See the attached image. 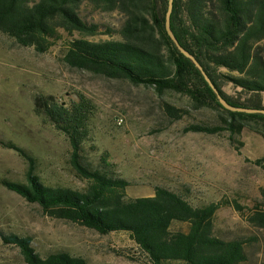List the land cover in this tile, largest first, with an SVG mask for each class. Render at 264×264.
<instances>
[{"label": "trees", "instance_id": "trees-1", "mask_svg": "<svg viewBox=\"0 0 264 264\" xmlns=\"http://www.w3.org/2000/svg\"><path fill=\"white\" fill-rule=\"evenodd\" d=\"M167 1L0 0V31L38 52L47 51L65 32L71 35L63 55L68 66L151 86L159 95L166 91L181 93L190 99L192 109L208 107L217 112L219 124L192 123L183 127L184 132L226 130L233 140L247 129L264 139V114L223 107L194 63L174 46L164 26ZM83 4L93 10L118 11L122 15L115 31L118 37L98 41L83 37L100 31L98 23L82 17ZM170 26L179 43L195 56L229 103L264 109L259 97L264 92V0H173ZM73 32L79 36L74 37ZM222 83L249 93L248 98L241 100L227 94ZM95 108L93 100L83 93L72 100L37 94L33 102L34 113L67 137L70 163L85 181L83 188L45 184L35 173L30 153L13 142L1 141L5 147L15 149L28 166L24 181L3 178L0 184L28 202L37 203L51 217L101 234L128 232L150 264H243L248 258L246 246L257 237L217 235L213 219L222 203L195 205L164 185H156L151 195L126 197L130 182L117 173L106 153L97 164L86 159L84 144L90 138ZM163 110L170 120L188 113L167 101ZM252 162L264 171V156ZM233 205L250 226L264 231V185L248 210L237 202ZM175 220L187 222V230H172ZM0 235L4 243L19 248L26 264H89L83 256L63 249L41 254L28 235Z\"/></svg>", "mask_w": 264, "mask_h": 264}, {"label": "rangeland", "instance_id": "rangeland-1", "mask_svg": "<svg viewBox=\"0 0 264 264\" xmlns=\"http://www.w3.org/2000/svg\"><path fill=\"white\" fill-rule=\"evenodd\" d=\"M82 17L100 25V31L83 37L98 41L117 38L122 21L118 11L93 10L83 4ZM111 33H107V30ZM63 33V32H62ZM74 37L79 36L73 32ZM45 52L22 46L0 31V141L13 142L34 158L35 173L48 185L81 189L85 181L70 163L67 137L33 111L37 94L58 100L75 99L78 93L91 98L95 112L90 138L84 144L86 159L94 164L107 154L117 173L129 180L126 197L151 195L156 185L182 193L193 204L220 202L214 215L215 233L223 238L254 235L246 246L243 264L264 263V231L249 225L234 207L246 211L264 185V171L252 160L264 156V139L247 129L229 139V132H184L192 123L219 124L217 112L208 107L192 109L181 93H156L151 86L135 85L68 66L63 61L70 34L63 33ZM231 96L245 99L231 84L222 83ZM264 105V92L259 94ZM167 101L188 113L170 120L163 110ZM242 142V143H240ZM27 161L15 149L0 143V179L24 181ZM187 222L172 223V230H187ZM32 237L41 254L63 249L83 256L89 264H150L128 232L101 234L80 224L51 217L0 184V233ZM0 264H26L19 248L2 241Z\"/></svg>", "mask_w": 264, "mask_h": 264}, {"label": "water", "instance_id": "water-1", "mask_svg": "<svg viewBox=\"0 0 264 264\" xmlns=\"http://www.w3.org/2000/svg\"><path fill=\"white\" fill-rule=\"evenodd\" d=\"M172 7H173V0H168L167 1L166 12H165V18H164L165 30H166L168 36L170 37L171 41L173 42L174 46L177 48V50L180 51L187 58H189L194 63V65L198 68V70L201 72V74L203 75V77L205 78V80L207 81V83L209 84V86L214 91V93H215L218 101L220 102V104L223 107H225L226 109L231 110V111H240V112H246V113H262V114H264V109L232 105L231 103H229L219 93L217 87L214 85V83L212 82V80L210 79V77L207 75V73L203 69L202 65L200 64V62L195 58V56L193 54H191L188 50H186L179 43V41L177 40V38L175 37V35H174V33H173L172 29H171V26H170V14H171V11H172Z\"/></svg>", "mask_w": 264, "mask_h": 264}]
</instances>
